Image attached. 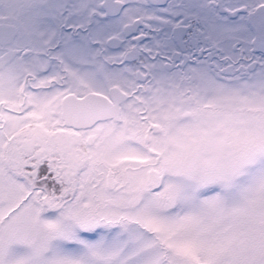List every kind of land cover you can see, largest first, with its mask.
<instances>
[{
	"label": "snow or ice",
	"instance_id": "snow-or-ice-1",
	"mask_svg": "<svg viewBox=\"0 0 264 264\" xmlns=\"http://www.w3.org/2000/svg\"><path fill=\"white\" fill-rule=\"evenodd\" d=\"M0 264H264V0H0Z\"/></svg>",
	"mask_w": 264,
	"mask_h": 264
}]
</instances>
